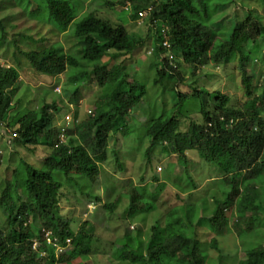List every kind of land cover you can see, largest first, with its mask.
Wrapping results in <instances>:
<instances>
[{"label":"trees","instance_id":"16d2710c","mask_svg":"<svg viewBox=\"0 0 264 264\" xmlns=\"http://www.w3.org/2000/svg\"><path fill=\"white\" fill-rule=\"evenodd\" d=\"M15 1L23 15L48 24L53 34L63 35L73 43L68 54L60 44L24 52L34 70L47 78L71 71L66 85L73 90L64 88L62 99L75 106L81 99L82 86L95 85L98 93L88 106L94 116L75 121L65 132L67 142L61 143L62 132L55 126L60 113L58 100L44 102L24 115L15 110L18 114L12 115L19 75L11 67L0 69V135L5 130H11L12 134L16 131L15 138L8 134L11 144L31 152L35 147L50 148L40 166L21 160L11 170L10 178L0 184V211L5 213L7 221L5 229L0 230V264H72L78 259L85 263L97 234H79L73 226L75 221L64 216L68 212L61 208V203L71 202L65 189L77 194L84 183L91 187L97 184L102 166L108 161L110 143L114 141L118 145L130 134L128 120L148 97V87L129 80L124 60L115 63L118 57L132 56L145 47L151 36L135 37L125 26H114L96 14L79 16L82 10L79 0ZM259 1L264 5V0ZM234 4L243 7L242 21L232 26L226 38H220L218 26L212 23L213 13ZM109 5L131 6L136 20L146 14L142 21L147 22L154 35L150 48L154 57L151 69L155 71L152 84L155 89L162 87L178 98L176 106L169 111L162 109L157 114L155 108L145 125L144 137L150 143L146 150L148 162L158 150L162 155L181 157L189 164L188 154L197 152L209 165L218 167L222 173L218 177L224 183L240 187L236 201L230 200L229 193L225 199L214 197L216 210L210 218L204 216L208 209L203 208L201 213L194 206L184 219L165 221V225L156 222L145 240L143 236L124 238L120 247V240L115 239L114 255L117 260L131 264H210V253L199 250L202 241L197 228L203 230L205 223H209L210 232H215L209 243L211 249L222 254L219 238L232 235L226 210L237 216L231 230L238 239L264 232V85L262 93L257 94L254 75L247 69L252 49L264 41V18L251 9L250 0H119ZM3 34L6 36L7 32ZM232 62H236L241 73L247 97L245 103L237 106L231 105L228 94L210 92L196 82H186L180 71L184 66L192 77L202 72L212 80L216 76L206 71L208 67L220 68ZM185 87L192 93H185ZM190 98L197 101L198 113L194 118L186 116L184 110L186 113L188 110L182 107ZM184 122L186 128H182ZM8 164L0 151V170ZM118 165L119 171H123L119 161ZM141 181L145 182L144 176ZM153 181L159 182L158 176ZM161 192L157 190L155 200ZM131 195L132 211H143L139 207L144 197L135 190ZM88 196L95 204H102V198ZM105 208L108 213L115 209L113 203H106ZM169 213L168 217L176 216L172 209ZM38 222L41 227H37ZM256 222L260 226L254 231ZM46 231L63 248L71 240L72 249L62 251L57 257L52 246L43 241ZM35 239L42 243L44 257L33 251ZM237 264H264V245L248 249L245 258Z\"/></svg>","mask_w":264,"mask_h":264},{"label":"rangeland","instance_id":"374dc122","mask_svg":"<svg viewBox=\"0 0 264 264\" xmlns=\"http://www.w3.org/2000/svg\"><path fill=\"white\" fill-rule=\"evenodd\" d=\"M117 1L119 0H79V6L82 9L79 16L89 13L96 14L114 26H125L129 33L135 37L146 39L148 35L151 36L145 47L132 56L118 57L115 63L119 64L124 60L126 73L130 75L129 80L146 84L149 95L145 97L137 112H134L128 120L131 128L130 134L124 137L120 143L118 142V145L113 143L114 141L110 143L108 161L102 166L99 182L92 187L87 182L84 183L82 190H77V194L72 193L73 191L67 187L65 189L71 202L61 203V208L68 212L64 216L75 221L76 226L75 224L73 226L76 227V232L79 234L84 232L97 234L87 262L84 263L78 259L72 264H131L128 261L116 259L112 244L115 239L120 240L118 245L120 247L123 245L124 238L137 239L138 236H143L142 238L145 240L156 222L160 221L165 225V221L173 222L179 217L184 219L194 206L198 207L201 213L204 211L203 208L208 209L204 212V216L210 218L209 216L216 210L214 197L225 199L229 193L231 194L230 200L236 201L240 193L238 190L240 187L224 183L225 180L218 177L222 176L218 167L209 165L197 152L188 154L189 164H186L181 157L162 155L158 150L153 152L149 158L150 162H148L146 150L150 143L144 137L145 125L153 117L155 108L157 114L162 109L169 111L176 106L178 98L175 93H168L162 87L160 90L154 88L152 80L155 71L151 69L154 57L150 54L151 40L153 41L154 38L152 29L147 26L146 21H142L143 18L139 20L133 18L131 6L114 5L112 7L109 5V3ZM250 5L251 9L264 18V5L259 0H250ZM227 6L229 7L213 13L212 23L214 22V25L218 26L217 31L220 38H226L232 26L242 21L243 7L240 4ZM33 7L35 8V5ZM39 21V19L32 20L29 16L23 15L21 9L16 6L15 0H0V69L11 67L19 75L17 86L19 91L14 99L11 114H18L14 113L16 110L24 115L36 110L44 102L51 103L58 100L57 105L60 113L55 119V126H61L59 128L67 132L73 126L70 124L72 117L74 122L89 117L88 106L90 107L91 102L96 100L98 88L95 85L82 86L80 102H83V105L77 111L75 104L70 107L68 100L66 99L65 102L60 91H57V88H60L61 91L64 88L73 90L70 89L71 86L66 85L71 71L54 78H47L34 70L24 52L60 44L63 52L68 54L69 48L73 45L71 39H66L63 35L56 36L49 30L48 24ZM4 31L7 32L6 36L3 34ZM263 55L264 41H261L252 49L251 59L247 64V69L254 75V87L257 94L262 93L264 85ZM180 71L188 83L196 82L198 86L206 87L210 92L220 91L228 94L232 98L231 105L237 106L247 100L241 83V73L236 68V62L220 68L208 67L206 71L216 76L212 80L204 77L202 72L196 77H192L184 66ZM184 92L190 94L192 90L185 87ZM182 107L188 110L187 113L184 110L186 116L194 118L193 116L198 113L197 101L193 98L188 99ZM68 116L71 117L70 120ZM64 117L65 119L68 117L69 123H62ZM186 127L187 122H184L182 128ZM8 132L9 130L2 131L0 135V151L9 163L6 165L7 167L4 166L0 170V184L2 180L10 178L11 170L18 165L19 161H29L35 167L40 166L50 153L48 146L35 147L32 152L27 148L16 147L11 144L12 139H8L10 138ZM65 140L67 141V138ZM117 161L122 165L123 171H119L120 166L118 165L119 168L116 166ZM159 169H163V171ZM155 170L159 173V182L153 181V177L156 175ZM106 174L108 175L106 176ZM143 176L145 182L141 181ZM194 187L197 189L193 190ZM133 190L144 197L140 203L141 207H139L143 211H132L133 205H131L130 199ZM157 190L158 192L163 191L155 200ZM88 194L102 198V204H95L93 199H89ZM106 203H113L115 208L113 212H107ZM175 208L178 210L175 211ZM171 209L172 214L175 213L176 216L168 217ZM128 210L131 212V216L128 214ZM225 214L228 218V229L232 235L227 234L229 232H224L227 235L219 238L222 254L211 249L209 243H211L215 232H210L209 223H205L203 230L197 228L202 241L199 244V250L210 253V264H237L238 261L245 258V252L248 249L260 244L264 245V232L259 233L258 231L257 234H247L238 239L235 231L231 230L237 216L232 215L229 209L225 211ZM259 214L263 217L262 212ZM5 216V213L0 211V230L5 229L7 222ZM256 226H260L258 222L253 225L254 231L258 229ZM37 227H41L40 222L37 223ZM192 233L190 228V234L192 235Z\"/></svg>","mask_w":264,"mask_h":264},{"label":"clouds","instance_id":"9594fccd","mask_svg":"<svg viewBox=\"0 0 264 264\" xmlns=\"http://www.w3.org/2000/svg\"><path fill=\"white\" fill-rule=\"evenodd\" d=\"M146 16V14L144 15V17ZM144 17H140V18H144ZM164 46H166L167 47V43L166 44H164ZM57 91H60V94H62V91H61V89L60 88H57ZM64 100V99H63ZM65 102H66V100H64ZM83 105V102L81 103L80 102V100L78 101V105L76 106L77 107V110L79 109V107L80 106H82ZM69 106L70 107H72V104H70L69 103ZM87 113H88V115L89 116H94V113H93V111L90 109V108H88V110H87ZM69 117V116H68ZM68 117L65 119V117H64V119L62 120V123H69L68 122ZM70 118L71 117H69V120H70ZM72 122L70 123V124H74V119H73V117H72ZM64 125V124H63ZM59 127H61V126H59ZM69 127V126H68ZM67 127V128H68ZM61 130V129H60ZM12 131L11 130H9V132H8V134L10 135V134H12L11 133ZM61 134H60V142L61 143H66L67 141L65 140L66 139V136H65V130H61ZM64 132V133H63ZM16 135H17V132L15 131L13 134H12V138H15L16 137ZM11 138V139H12ZM171 156V155H170ZM172 156H175V155H172ZM158 170V169H157ZM160 171L162 170L163 171V169H159ZM156 171V170H155ZM156 173V175L155 176H158L159 175V173H157V171L155 172ZM92 205V204H91ZM93 206H95L94 204H93ZM56 240V239H55ZM54 239H52V234H51V232L50 231H46L45 232V234H44V236H43V241L45 242V243H47L48 245H50V246H52V248H53V250H54V252H55V254H56V256L58 257V255L62 252V251H67V250H70V247H72V241L71 240H68V245H67V248H63V247H61L58 243H57V241H55ZM34 243H33V251L34 252H37L41 257H44L45 256V254H46V252H44V251H42L41 250V247H42V243L40 242V240H37V239H35L34 241H33ZM130 263V262H129Z\"/></svg>","mask_w":264,"mask_h":264},{"label":"built area","instance_id":"2783aa9c","mask_svg":"<svg viewBox=\"0 0 264 264\" xmlns=\"http://www.w3.org/2000/svg\"><path fill=\"white\" fill-rule=\"evenodd\" d=\"M145 14H141L140 17H144Z\"/></svg>","mask_w":264,"mask_h":264}]
</instances>
